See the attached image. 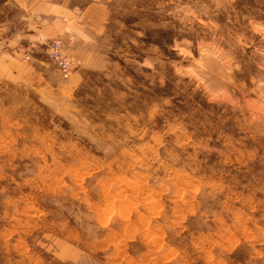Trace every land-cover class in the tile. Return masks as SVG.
<instances>
[{
    "label": "rangeland",
    "instance_id": "374dc122",
    "mask_svg": "<svg viewBox=\"0 0 264 264\" xmlns=\"http://www.w3.org/2000/svg\"><path fill=\"white\" fill-rule=\"evenodd\" d=\"M53 2L0 0V264H264V0Z\"/></svg>",
    "mask_w": 264,
    "mask_h": 264
},
{
    "label": "crops",
    "instance_id": "0c3cea01",
    "mask_svg": "<svg viewBox=\"0 0 264 264\" xmlns=\"http://www.w3.org/2000/svg\"><path fill=\"white\" fill-rule=\"evenodd\" d=\"M14 1V5H12V7L16 10L19 9L20 11L23 9V0H13ZM32 0H27L28 6H30V14L32 15L33 13V5L31 4ZM58 0H56V2H53L51 5V9H52V14L54 15V18L52 20V26H51V31L53 32H57L59 34H62L63 37L65 38L66 41V34H68V32H70L69 34H71V31H67L66 32V26H68L66 24V0H62V2H57ZM6 6H8V1L5 3ZM31 4V5H30ZM11 7V3L9 5V9H12ZM17 39L20 38V36H16Z\"/></svg>",
    "mask_w": 264,
    "mask_h": 264
},
{
    "label": "built area",
    "instance_id": "2783aa9c",
    "mask_svg": "<svg viewBox=\"0 0 264 264\" xmlns=\"http://www.w3.org/2000/svg\"><path fill=\"white\" fill-rule=\"evenodd\" d=\"M46 54L63 75L69 72L70 60L63 54L59 42L48 45Z\"/></svg>",
    "mask_w": 264,
    "mask_h": 264
}]
</instances>
